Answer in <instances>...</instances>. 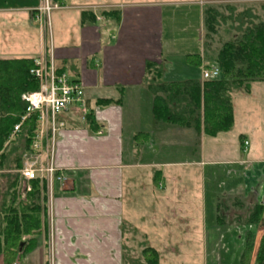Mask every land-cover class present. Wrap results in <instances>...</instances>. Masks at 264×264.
Instances as JSON below:
<instances>
[{
	"label": "crops",
	"instance_id": "crops-1",
	"mask_svg": "<svg viewBox=\"0 0 264 264\" xmlns=\"http://www.w3.org/2000/svg\"><path fill=\"white\" fill-rule=\"evenodd\" d=\"M63 1L64 8L55 11L62 14L53 19L49 16L54 61L58 72L68 71L71 81L82 84L100 135L87 130L82 123L77 125L75 121L79 119L72 110L59 116L65 128L57 135L54 151L66 184H53L51 198L46 197L45 201L44 230L35 237V249L18 264H132L138 258L136 249L144 248L154 249L161 264L159 248L172 247L166 243L176 237L175 232L188 235L195 227L198 233L201 230L202 249L210 245L218 247L222 237L217 236L221 231H242L244 235L248 227L222 225L218 220L217 194L205 191L206 171L207 168L214 171L216 165L237 163L250 170L254 163L264 166V158L249 154L246 150L249 145L244 146L243 141V147L238 145L236 149L245 159L218 161L215 154L228 150L227 147L231 149L228 141L219 146L223 139L220 136L230 131L212 138L194 128L157 122L153 118V95L145 83L147 62L161 69V80L165 83L194 80L164 78L163 65L168 64L169 57L163 55V19L166 8L181 4ZM27 2L0 0V51L14 53V57L3 59H34L40 53L38 28L30 16L40 4L38 0ZM253 2L264 5V0H202L198 4L202 33L206 8L219 5L243 8ZM201 49L204 54L202 34ZM209 54L214 57V50ZM187 55L190 54L182 56L184 64L194 69L187 65ZM195 80L202 81L201 77ZM99 89H112L118 97L96 93L91 100L87 92ZM101 99L120 100V103L96 106V101ZM205 139L216 142L205 144ZM230 149L229 153H236ZM191 177L202 186L201 193L184 192L185 181ZM260 177L256 202L251 200V205L261 204L264 198L259 193V188L264 186V175ZM209 195L211 209L207 208ZM233 195L228 192L226 196ZM241 195L240 200L248 199ZM208 232L213 234L212 238ZM214 238L217 243L209 241ZM49 244L58 249L52 259L46 256ZM205 254L202 264H209ZM240 257L234 255L233 264H240ZM221 260L214 258L215 264H221ZM0 264H3L1 258Z\"/></svg>",
	"mask_w": 264,
	"mask_h": 264
},
{
	"label": "trees",
	"instance_id": "trees-1",
	"mask_svg": "<svg viewBox=\"0 0 264 264\" xmlns=\"http://www.w3.org/2000/svg\"><path fill=\"white\" fill-rule=\"evenodd\" d=\"M225 7L231 12L234 10L233 7ZM259 9L264 12V5ZM250 11L252 9L235 17L238 25L233 29L234 36L221 43L215 53V66L221 79L165 83L161 80L160 68L154 63L145 64V83L153 95L152 114L155 121L194 128L212 138L231 131L234 124L231 95H248L252 83L264 81V20L256 15L248 18ZM229 19L218 8L205 9L204 54L213 52V37ZM185 61L195 68H200L202 63L201 57L196 54L187 55ZM32 66L33 60L30 59H0V258L3 264H12L16 256L31 253L35 249V237L44 230L46 223L43 182H30V192L19 200L24 192V182L18 172L22 169L24 156L30 153L37 127L36 114H30L13 133L14 126L26 113L27 106L21 96L38 90L37 81L29 75ZM119 103L120 100L101 99L95 105ZM72 112L77 113L76 110ZM58 120L63 121L60 117ZM75 123L79 125L81 122ZM82 124L89 131L98 132L92 109H88ZM217 218L222 220L219 213ZM252 225L261 230L254 264H264V204H255L242 220L241 226ZM249 233V230L244 233L247 245L241 254L240 264L250 262L252 236ZM23 237L29 240L23 242ZM132 264H158V255L154 249L144 248Z\"/></svg>",
	"mask_w": 264,
	"mask_h": 264
},
{
	"label": "rangeland",
	"instance_id": "rangeland-1",
	"mask_svg": "<svg viewBox=\"0 0 264 264\" xmlns=\"http://www.w3.org/2000/svg\"><path fill=\"white\" fill-rule=\"evenodd\" d=\"M31 0H28L30 3ZM137 2H143V1H158L162 3H179L181 5H177L175 7H168L166 8L167 15H165L163 19V32H164V39H163V55H168V59L166 60L168 64H164L163 67L166 69L165 73V80L166 81H173V80H184V79H196L197 77H201L202 70L205 67H212L215 66V53L217 50L221 47V43L223 41H229L233 35H234V27H236L237 21L236 16L240 15L241 13L245 12V10L252 9L250 11L251 13L248 14V18L251 17V15L254 17L259 16L262 20H264V12L260 11V6L263 3L259 2H253L251 4H248L247 6H244L243 8L240 6H236V8L233 7V11H229L226 9V5H219L218 11L225 16L226 18H230L226 25L221 26L218 30V35L216 37H213V43L211 44V48L214 50V57L210 54L204 55L202 54L201 49V34H202V41L204 38V25H203V33H202V21L200 17V6L198 5L202 0H135ZM27 2V3H28ZM43 0H38L39 4L42 3ZM16 3H22V2H16ZM24 3V2H23ZM48 4L50 6H53L54 4H58L60 7L54 11H51L49 16L51 18H55L60 13H55V11L61 10L64 8L63 4L64 1L61 2H53L52 0H48ZM245 9V10H244ZM31 18L33 19L34 23L37 25L38 32H39V39H40V53L37 57L30 60L39 59L41 62H44L45 64L50 63V58L52 54V47H51V40H50V30L49 26L44 22L43 16H39L36 11L31 12ZM247 17V16H246ZM242 20V19H241ZM243 21V20H242ZM241 21V22H242ZM244 22V21H243ZM11 43H9L10 46ZM0 58H12L14 57L13 52H9L7 50H1L0 51ZM186 54H198L202 56V66L200 68H189L184 64L183 55ZM15 57H20L15 55ZM15 59V58H13ZM22 59V58H18ZM54 56L52 57V63H54L55 68L57 67V64L55 63ZM162 67V68H163ZM33 68V67H32ZM31 69V68H30ZM66 76L69 79H72V75L69 74L68 71L65 72ZM218 79H221V76L219 75ZM253 84V83H252ZM256 84V85H255ZM113 92V93H112ZM100 95H108L107 97H118V94L114 93V90L112 89H99V90H90L87 92L88 97L93 100L95 97V94ZM101 97V96H99ZM231 100L233 104L234 109V126L232 130L223 135L220 136L221 141H219V146L223 143H230V147H227L228 150L225 149L222 150V153H218L217 156L215 154V159H223L225 161H229L230 159H245L244 155L241 151L236 149V146L241 145L243 141L249 145L246 150L250 153H252L254 158H264V81H257L254 82V85H252V91L250 90L249 96L243 95L240 93H233L231 95ZM129 104H133L130 103ZM127 104V110L128 106ZM142 107L144 108L143 104ZM76 109H72V111H75ZM66 113L59 115L60 117L64 116ZM75 116L78 117V114L74 113ZM144 116V113H142ZM58 116V117H59ZM81 122V120H80ZM64 123V122H63ZM82 123V122H81ZM143 123H147L143 119ZM37 124V123H36ZM65 124V123H64ZM253 129V130H252ZM50 133V131H49ZM239 136H243L240 137ZM46 137V136H45ZM50 138L45 139V144H43V156L44 158L46 156V149L50 150L56 148V138ZM47 138V137H46ZM245 139V140H243ZM237 141V142H236ZM216 141H212L210 139H205V144H214ZM234 145V147L232 146ZM243 147V146H242ZM229 149H235L236 153H229ZM238 150V151H237ZM26 156V155H25ZM24 156V158H25ZM235 158H232V157ZM22 162V166L24 164V159ZM213 159V157H212ZM218 160V161H223ZM250 170H246L245 166L243 164H221L216 165V167L213 168L214 171H211V168H207L206 173L210 174L211 177L207 174L206 176V186L205 191L207 193H213V191L216 192L218 197V203H217V211L221 215L222 220L220 221L222 225H228L229 223L235 226L237 224L238 226L242 224V220L246 215H248L251 208L255 205H251V200L253 202H256L255 192L258 189V184L261 180L262 175H264V166L259 165L258 163H254ZM210 170V171H209ZM188 179V178H187ZM196 181V180H195ZM25 186V185H24ZM23 186V188H25ZM29 191L30 192V184H28ZM184 192H187V194H194V193H201L202 186L200 184L195 183L194 179L191 177L189 178V181H185V184L183 186ZM46 192V191H45ZM229 194H235L233 196H226L227 193ZM239 193V194H238ZM241 193H243L244 197H247L248 199H242L240 200ZM260 195L263 196L264 194V186H261L259 188ZM226 194V195H224ZM47 197V193H46ZM19 200H22L24 196H20ZM211 197L208 196V204L207 208L211 209ZM50 200V198H49ZM259 204V203H258ZM50 219V218H49ZM210 219V218H209ZM193 229L194 227H190ZM197 228H194L193 230H190L191 233L186 235L185 232H175L174 237L166 244H171L172 247H169L168 249L159 248V251L161 252V264H202V254L206 253L204 256L209 257V264H215L214 258L217 257L222 258L221 264H233L232 262L234 255L239 256L243 253V251L246 249L247 241L242 233V231L234 232V231H228V232H219L220 235L217 237H222V241L220 242V245L218 247H211L206 246V249H202L200 242L201 238V230L200 233L197 232ZM184 230V228H183ZM248 230L250 231V235L252 236L251 241V257L249 264H252L254 262V257L257 251L258 242L260 239V232L261 230L256 225H252L248 227ZM205 235L207 232L204 233ZM42 235V234H41ZM208 235L210 238H212L213 234L208 232ZM193 238V241H192ZM219 239V238H218ZM28 237H23L22 241H28ZM51 241V239H50ZM209 241L212 243H217V238H214L213 240L209 239ZM36 245V243H35ZM50 245V244H49ZM169 246V245H167ZM215 246V245H214ZM56 249L53 246H49L46 249V256L48 258H54L56 256ZM140 249H136L135 256H139ZM66 254V253H65ZM67 255V254H66ZM26 256L24 255H18L15 257V259L11 262H20V259ZM133 256V255H129ZM226 257V258H225ZM226 261H225V259Z\"/></svg>",
	"mask_w": 264,
	"mask_h": 264
},
{
	"label": "built area",
	"instance_id": "built-area-1",
	"mask_svg": "<svg viewBox=\"0 0 264 264\" xmlns=\"http://www.w3.org/2000/svg\"><path fill=\"white\" fill-rule=\"evenodd\" d=\"M43 4L35 11L43 16L49 26V14L60 6L54 4L50 6L48 0H43ZM53 53L50 63L47 65L39 59L33 60V68L29 69V75L38 83V90L21 96V100L26 103V113L21 118V122L14 126L13 133L17 132L21 123L30 114H36L37 127L32 138L30 153L25 156L22 169L18 172L19 178L24 182V196L29 191L28 184L32 181H41L45 184L47 198H51L53 184L60 186L66 184V177L57 166L54 148L46 149L45 160L43 156V144L45 139L56 138L59 132L65 128L63 121L58 120V116L76 109L79 120L85 122L88 114V106L84 96V88L80 82L71 81L65 73L58 72L52 63ZM219 71L216 66L204 68L201 80L218 79ZM50 131V133H49ZM100 135V132H97ZM47 138H46V137ZM244 146L247 143L244 142ZM12 264H18L14 262Z\"/></svg>",
	"mask_w": 264,
	"mask_h": 264
},
{
	"label": "water",
	"instance_id": "water-1",
	"mask_svg": "<svg viewBox=\"0 0 264 264\" xmlns=\"http://www.w3.org/2000/svg\"><path fill=\"white\" fill-rule=\"evenodd\" d=\"M261 204H262V205L264 204V198H263V200L261 201Z\"/></svg>",
	"mask_w": 264,
	"mask_h": 264
}]
</instances>
